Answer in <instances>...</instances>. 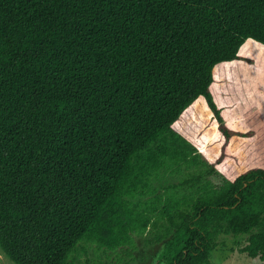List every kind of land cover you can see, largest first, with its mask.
Wrapping results in <instances>:
<instances>
[{
    "label": "trees",
    "instance_id": "1",
    "mask_svg": "<svg viewBox=\"0 0 264 264\" xmlns=\"http://www.w3.org/2000/svg\"><path fill=\"white\" fill-rule=\"evenodd\" d=\"M248 39L264 47V0H0L2 252L130 257L149 233L156 264H214L230 234L264 262V94ZM215 84L251 102L241 128ZM183 166L202 169L155 186Z\"/></svg>",
    "mask_w": 264,
    "mask_h": 264
},
{
    "label": "rangeland",
    "instance_id": "2",
    "mask_svg": "<svg viewBox=\"0 0 264 264\" xmlns=\"http://www.w3.org/2000/svg\"><path fill=\"white\" fill-rule=\"evenodd\" d=\"M242 56L254 59L258 66L259 81L258 88L260 93L264 94V47L251 39L245 41L240 49ZM227 93L220 88L219 84L214 85L216 102L222 108V115L225 122L232 128H241V119L245 105H250L251 102L246 97L234 98L231 94L233 90L226 89ZM234 94V93H233ZM251 107H247L248 110ZM214 134V133H213ZM214 136L207 138L209 143ZM200 166H192L190 169L181 167L180 170L172 173L165 171L156 180L155 186L162 190V185L179 184L184 178L192 173L197 174ZM202 169V168H201ZM151 234L146 233L143 237L135 238V249L132 251V256L125 255L123 249L117 251L97 250L94 245L88 249L87 254H80L74 264H156L158 255L161 250V243L145 244V238ZM219 245L211 252V259L214 264H264L259 258H251L246 253L240 250L246 243L245 236L220 235L218 237ZM0 264H15L7 257L0 249Z\"/></svg>",
    "mask_w": 264,
    "mask_h": 264
}]
</instances>
